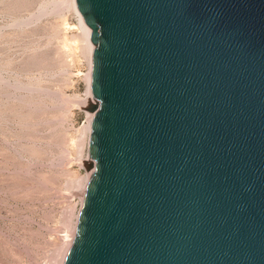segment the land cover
<instances>
[{
    "label": "water",
    "instance_id": "1",
    "mask_svg": "<svg viewBox=\"0 0 264 264\" xmlns=\"http://www.w3.org/2000/svg\"><path fill=\"white\" fill-rule=\"evenodd\" d=\"M78 2L104 104L66 264H264V0Z\"/></svg>",
    "mask_w": 264,
    "mask_h": 264
},
{
    "label": "rangeland",
    "instance_id": "2",
    "mask_svg": "<svg viewBox=\"0 0 264 264\" xmlns=\"http://www.w3.org/2000/svg\"><path fill=\"white\" fill-rule=\"evenodd\" d=\"M82 31L70 0H0V264H65L74 244L91 172L66 166L104 104Z\"/></svg>",
    "mask_w": 264,
    "mask_h": 264
},
{
    "label": "bare ground",
    "instance_id": "3",
    "mask_svg": "<svg viewBox=\"0 0 264 264\" xmlns=\"http://www.w3.org/2000/svg\"><path fill=\"white\" fill-rule=\"evenodd\" d=\"M70 3H71V5L73 6V8L75 9V11H76V13L78 15L80 29L82 28L84 30L82 32H84V36H85V39H86V42H87L86 45L89 46L88 49L90 51L89 52L90 53V61H91V66H92V58H93V53H94L95 46L93 45L94 43H92V40H91V28L89 27V25L87 24V22L84 19V16H83V14H82V12H81V10L79 8L80 4H79L78 0H70ZM92 74L93 73H92V69H91V71L88 73V77H87L88 84H89L88 95H89V97L91 96L92 98H95L93 93H92ZM90 88H91V91H90ZM101 106H102V104H101ZM91 120H92V118L89 120L88 124L85 126V131L88 132V134L90 133V130H91ZM82 189H83V187H82ZM82 192H83V190H82ZM70 235L72 236V232L70 233ZM68 244H70V243H68ZM68 246H70V245H68ZM64 256L66 257V255H64ZM65 257H64V259H62L63 260V261H61L62 263L60 262L61 264H64ZM66 261H67V259H66ZM65 264H66V262H65Z\"/></svg>",
    "mask_w": 264,
    "mask_h": 264
}]
</instances>
